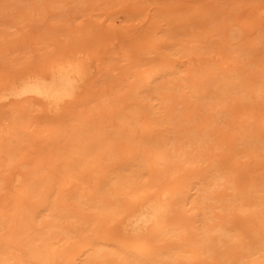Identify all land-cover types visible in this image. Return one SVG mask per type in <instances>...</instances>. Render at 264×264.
<instances>
[{
    "label": "rangeland",
    "instance_id": "obj_1",
    "mask_svg": "<svg viewBox=\"0 0 264 264\" xmlns=\"http://www.w3.org/2000/svg\"><path fill=\"white\" fill-rule=\"evenodd\" d=\"M263 14L264 0H0V88L7 86L14 78L16 79L28 72H45L55 60L71 57L75 52L80 53L81 57H88L92 63L86 77L87 81L81 88L80 94L74 98V102L65 100L60 105L58 112L53 113L47 109L46 103L29 96L11 98L0 102V135H2L0 139L3 138L2 141H10L12 144L19 141L18 146L22 149H24V145L28 146L26 150L20 151L19 161H27L28 158L40 154L39 156L41 158L43 156L42 159L45 164H42L43 167L54 172L52 177L60 176L62 169H68L71 176L70 180L73 183L68 192L62 193L61 189H65V186L58 184L45 194L49 200L48 205L55 207L52 210H56L59 214V218L55 220L50 214L41 215V211L43 210L44 213L45 209L40 203L42 200L40 195H29L23 205L25 210L33 209L32 229L26 231L28 234L24 238H16L15 240H12L10 235H14L13 222L7 218L16 217L14 216L15 212L8 209L10 205L15 203L13 199L16 198V192L9 191L1 194L0 191V245L13 241L14 246L11 251L17 255H22L25 253L26 240L30 235L43 236L44 231L49 229L47 224L49 221H53L58 222L62 227L65 226V230L69 228L72 230H69L68 234L66 233L65 239H60L56 243V245L63 244L67 247L66 258L64 260L59 259L56 264H151L152 262L149 263V261L156 257L161 259L158 264H264V252L258 250L253 254H247L254 241L243 231L237 237V245H233L231 237L221 236V238L223 237L221 241L216 239L201 241V248H199V242H188L191 241L193 233L187 225L175 236H167V234L161 236L159 234L154 237H147L144 242L136 241L131 234L121 228V221L126 210L134 206L139 198L149 195L159 188L174 190L180 187L184 188L183 185H186L184 172L185 169H188L186 167L188 164L185 163L181 166L182 163H180L181 165L178 167V164L171 162L169 165L173 166L174 164L178 170L173 166L176 170L163 172L161 167L157 166L156 160L150 158L156 150L152 146L159 142L162 136H164L165 141H168V135L174 136L172 144L174 142L176 146H179L183 141L182 133L184 132L185 136H188L190 133L189 122L186 120L189 117H185L188 114L193 116L195 109L193 110L192 106L196 107V104L193 105L191 102L192 104L189 103L187 106L185 100L182 99L185 98L184 91H190L194 87H189L192 84L186 83L185 75L193 78L192 80L197 78L196 71L187 70L198 61L203 66H207L210 61L215 64L217 62L214 56L216 52L221 53L222 58L226 59L227 67H231L227 72H238L240 84L246 85L244 87L248 90L241 97L240 95L237 97L239 92L223 93V98L226 99L227 96L229 99L226 100L227 104L232 102V105L226 106V103H223L222 106L219 104L220 107L213 105V112L210 110L211 107L207 110L205 108L209 107L210 103L201 105V107L197 106L200 110H196L193 119L201 123L205 120L204 116L215 115V109H222L221 114L217 112L215 115L216 118L222 115L221 120L219 123L217 122V125L213 126L212 124L210 127L214 130L216 128L221 130L222 138L211 141L218 147L212 150L208 149L206 153L211 151V154L206 157L207 154L205 153L204 156L209 162L213 158L221 157L232 163V159L236 158L237 152L235 151H241L242 156L244 155L242 152H244L247 156L242 157L237 154L240 157L237 156V160H233L235 161L234 166L232 164L231 166L241 170L240 179L238 180L239 177L237 176L238 178L235 180L246 182V190H240L243 193L246 191L248 200L251 197L252 199L249 201L246 199L245 202L241 199V203L244 205L240 208H244L241 210L234 208L240 202V195L236 194L238 192L235 193L238 200H230L232 197L234 198L230 194L232 187L229 186V188L225 184L227 189L221 190L229 192L230 196L221 195L223 191L220 192L219 189L224 186L222 184L224 179H220V188L218 189H215L218 181L211 180V186L214 187L208 189H211V192L215 189L216 195L214 192L213 195L217 196L218 193V196L226 198L222 200L223 203L222 201H214L216 199L211 201L212 193L208 191L210 195L207 196L206 194L205 196L208 198L201 202L203 204L208 202L209 204L206 207V204L204 206L199 202L197 205L204 212L196 217L198 219L203 215L205 217L206 211L210 216L214 212L224 214V211L228 210V214L225 212L223 217L227 219L229 224L224 225L232 224L234 228L241 227L243 224H241L240 219L252 216V212L255 213L254 196H251L255 192L257 195L261 192L259 197L262 198H257L260 202L256 204L260 203L261 207L264 208V194L262 195L264 193V175L260 174L264 167V90L262 89L261 93L256 91L258 86H264ZM188 58L193 59V64L190 66L186 64ZM170 64L171 67H169ZM113 67L116 69L112 70ZM155 67L154 72L149 71ZM100 82L102 85H99ZM184 83L186 84L184 85ZM103 85H107L108 88H101ZM142 91H145L143 95L148 98L152 96V99L146 103L144 108L135 113L137 118L127 121L116 119L118 114L129 112L127 110L128 103L136 101L133 98L140 97L139 94ZM187 96L188 101L189 99L193 101L191 96ZM151 106L154 112L149 111ZM225 106L227 108L237 107L234 108L237 109L238 113L223 115L228 112L223 110L226 108ZM185 107L189 108L185 109ZM168 109L174 111L175 115H172L168 123H161L164 117L163 112H167ZM236 111L234 112L236 113ZM108 118H114L111 119L113 127L122 124L125 129L122 136L112 141L114 143L112 145L114 147L113 153L105 155L103 152L107 150L108 143L104 145L105 142L98 141V138L93 134L96 132L95 127L102 123V120ZM243 119L245 123L242 122ZM83 120L85 122H80ZM239 121L240 124L247 126L246 129L251 134L250 146L253 145V147L250 154L248 151L251 148H249L247 139L244 140L245 137L242 138L243 140L237 138V131H242L237 124ZM232 122H235L234 127L229 130L228 125H232ZM164 127H167V130H164ZM64 129L68 130L67 135L64 133L65 131L62 132ZM246 129L245 131H247ZM253 129H256L255 133ZM11 130H13L12 133ZM74 130L80 131L77 133ZM85 130L89 131L85 132ZM91 131L92 133H90ZM258 132L261 134L258 135ZM60 133L64 134L61 135ZM77 134L79 135L77 144L81 148L83 147L82 149L88 150L85 145L90 146V149L91 147L96 148V152H93L92 149L88 150L87 153L85 152L87 155L90 151L94 153L93 155L90 153L87 157L90 162L85 159L81 163L83 157L81 153H79L81 156L77 154L78 159L69 157L73 154L70 153L67 145L70 141L75 140ZM81 134L82 136H80ZM89 134L92 135V139H90ZM53 135L54 137H51ZM256 138H260L259 147L255 146L258 143ZM87 139L90 140V144ZM232 139L234 141H231ZM91 143H95V145L92 146ZM98 143L102 145H98ZM99 146L100 148L97 150ZM221 146H223V150ZM82 149H79V152H83ZM206 149L200 147L192 149L189 146L185 148L189 152L188 155L198 154ZM260 150H262V154ZM27 152L31 154L27 156ZM87 155H84V158ZM229 155L230 157L234 155V158L231 159ZM212 156L214 157L211 158ZM145 157L149 158L144 160ZM172 157L175 156L172 155ZM205 159L195 158L190 169L199 172V168L202 166L204 168L206 165L203 162ZM91 160L95 162V165L92 164ZM247 160L249 162H246ZM30 161L32 162L30 163ZM65 161H72V164L67 165ZM33 162V159H29L28 164H25L27 169L29 167V173ZM219 162L222 165L224 160H222L223 163ZM239 162L241 165L246 162V165L243 164L240 168ZM3 163L5 166H0V174L7 171L6 161ZM213 163L216 164L215 161ZM226 163L228 164V162ZM227 164L224 163L225 167L228 166ZM207 165L208 168L205 170L201 168V172L211 168L208 163ZM260 166H262L261 169L259 168L260 170L256 169ZM18 168L19 171L25 169H22V166ZM237 171L235 170L233 173ZM195 172L191 176L190 180L192 181L201 176H199L200 173ZM113 176L121 177L115 184L107 182ZM192 181L187 186H191L194 183ZM199 183H197V188L200 187ZM250 183H252V187H257V190L249 195ZM194 184L192 188L196 186ZM219 185L217 184V186ZM242 186L243 184L239 187L242 188ZM252 187L250 192L253 190ZM233 188L235 189V187ZM78 196L88 197V200L82 203L78 202ZM244 196L241 197L244 199ZM221 204H226L227 208L220 207ZM203 206L204 209L201 208ZM170 214L173 217L183 219V214L180 215L179 210ZM228 217L231 220H228ZM205 220L211 222L207 218ZM184 221L186 222L185 219ZM221 222L226 221L222 220ZM59 232L57 237L63 236L65 233L61 232L60 229ZM181 234L184 237H180ZM178 243H191L188 245L190 250L176 257L162 260V256L158 253L166 249L172 250L173 246H177ZM203 244L204 246L209 244L211 248L204 250L206 247ZM162 245H166V247L161 248ZM193 250L197 255L189 257ZM22 258L21 260L17 258L0 260V264H30L31 258L26 257V255Z\"/></svg>",
    "mask_w": 264,
    "mask_h": 264
},
{
    "label": "bare ground",
    "instance_id": "obj_2",
    "mask_svg": "<svg viewBox=\"0 0 264 264\" xmlns=\"http://www.w3.org/2000/svg\"><path fill=\"white\" fill-rule=\"evenodd\" d=\"M262 10H261V12H262ZM261 12H259V13H261ZM261 17H263V16H261ZM232 33H234V32H232ZM79 51H82V50H79ZM79 54L80 53L75 52L74 55L71 57H63L61 59L55 60L47 68V70L45 72H34V73L28 72L26 74H23V75L17 77L16 79L14 78V80L9 82V84L7 86L0 88V102L2 103V101H6V100H9L11 98H20V97H28L29 96V97H34L36 99H39V100L43 101L44 103H46L48 105L47 109L51 110L53 113L58 112L60 110V105L65 100H72V102H74V98L80 94L81 88H83L84 84L87 81L86 77L89 74V68L91 67L92 63L88 59V57H81V55H79ZM214 56H215V59L217 62L215 61L216 63L214 64L213 61H210V62H208L207 66H203L201 64V62H199V61L196 64H193L192 63L193 59H191V58H188V61L186 62V64L189 66L191 64L194 65L193 67L189 68L187 71L191 70V71L197 72V78H195L194 80H192L193 78L185 75L186 83L189 85L192 84V86L190 85L189 87L194 86L193 88H191L190 91L189 90L184 91L183 89H184V85L186 83H184V85L182 84L183 85L182 90L184 91L185 95L183 93L182 94L184 95L185 98H182V97L181 98L183 100H185L187 106L191 102L193 103V105H194V103L196 104V107L192 106L193 110L195 109L193 116L196 114V110L199 109V108H197V106L201 107V105L203 106L205 104L207 105L210 103L209 107L204 106L206 108V110H207V108H210V107H211L210 110L214 109V108H212L213 105L220 107L219 104H221V106H222L223 103H226V106H227L228 104H227L226 100H229V99L227 98L226 95H225L226 99H224L225 97L223 98V93L229 94L230 91H233V93L239 92V94H237V97L239 95L241 97L243 95V93L248 90L244 87L246 85L240 84L241 82H240V78H238L239 77L238 72H235V71H232V73L227 72L229 69H231V67H227L226 59L222 58L221 53L216 52L214 54ZM169 67H171V64L169 65ZM111 69L114 70V69H116V67H113ZM155 69H156V67L151 68V70H149V71L154 72ZM217 70H219V72H217ZM168 73H170V72H168ZM92 74H91V76H92ZM105 74H107V73H105ZM103 83H105V82H103ZM99 85H102L101 82ZM103 87L108 88L107 85L106 86L103 85L101 88H103ZM186 87H187V85H186ZM262 89L264 90L263 85L258 86L256 91L258 93H261ZM144 92L142 91L139 94L141 98L139 96H137V97L133 98V100H136V101H132L131 103L130 102L128 103V105H127V107H128L127 110H129L128 113H126V114L120 113L115 118L116 119H118V118L122 119L123 121H127L130 119H133V120L136 119L137 117H136L135 113L138 112L139 110H141L142 108H144L146 103L150 102V100L152 99L151 98L152 96L148 98L147 96L143 95ZM187 95L191 96L190 98L193 99V101L190 99L188 101ZM234 95L236 96V94H234ZM255 96H257V95H255ZM242 98H245V97H242ZM206 102H208V103H206ZM1 103H0V105H1ZM231 103L228 106L232 105ZM263 103H264V101H263ZM255 105H257V104H255ZM234 107L235 106H233L231 108L226 107L225 109H223V110L228 111L227 113L224 111L225 114H223V115H227V114H231V113L233 115L237 114L238 113L236 111L237 109H235L237 107H235V108ZM187 108H189V107H185V109H187ZM217 110L215 109L216 114H217V112L220 113L222 111V109H219V108H217ZM149 111L154 112V110L152 109V106L149 109ZM234 111H236V113ZM212 112H213V110H212ZM253 112H255V111H253ZM174 113L175 112L170 110V109H168L167 112H163L164 121L162 119L161 123H166V122L168 123L169 120L172 118V115L173 116L175 115ZM207 113H209V112L207 111ZM215 115L208 114V115L204 116L205 120H203L201 123H198V121H195L193 119V116L191 114L190 115L188 114L185 118L189 117V118H187L186 121L189 122L190 133L188 134L187 137L185 136L184 132L182 133L183 141H182V143L179 144V146H176L174 144V142L172 144V140H173L174 136H170V135H168V141H165L164 136H162L161 139L159 140V142H156V144L152 146L156 150L154 151L155 153H153L151 155V157L150 156L149 157L156 160L157 166L161 167L163 172H170L171 170H176L181 165L180 163H182L181 166H183L185 163L189 165V166L188 165L186 166L188 169H185V172H184V176L186 179V181H185L186 185L185 184L183 185L184 188L180 187L181 189L176 188L174 190L167 189L164 187L159 188L158 190L154 191L153 193L139 198L134 206H132L126 210L124 217H123V220L121 221V228H123L125 230V232L131 234L132 238L135 239L136 241L144 242V240L147 237H154V236H157L159 234H161V236L164 234L165 235L167 234V236H175V235H177V233L180 230H183L184 228L189 226L190 231L193 233V237H192L191 241H188V242H199L198 243L199 248H201L200 242L203 240L205 241L208 239H213V240L216 239L217 241H221V240H223V237H226V238L231 237L233 245H237V241H236L237 237L241 234V231H243L247 236H249V238H251L254 241V244L251 247H249L247 254L248 255L253 254V253L257 252L258 250L264 252V208L261 207L260 203L256 204V203L260 202L257 200V198L261 199L262 197L261 196L259 197V195H261V192L258 195L256 192L254 194L252 193L253 191L257 190L256 189L257 187H254V186L252 187V185H251L252 183H250V186L248 188L249 189L248 193H249V195H250V193H252L251 196H254V197H255V195H257V197H255V198L253 197V199L255 201V206H256L255 211H254L255 213L252 212V216H250V217L248 216L247 218H241L240 221H241V224H243L241 227L234 228V226L232 224L227 225V226L224 225V224H229V223H227V219L225 217H223L225 215V212L228 214V212H229L228 210H227L228 212L224 211V214L223 213L219 214V213L214 212L210 216L207 214L208 211H206L205 217H204V215H203V217H201L199 219H198V217H196L197 215L202 214V212H204L203 210L199 209V205H197V204L201 201H204V199L206 200L208 198L207 196L210 195L208 193V191L211 192V189L209 190L208 188H212L213 185L211 186V183L214 180L218 181L215 185V189H218V188H220V185H219L220 179H224V181L222 182V184L224 186L222 184H221V186H223L225 188L222 187L219 189V191L220 192L223 191V192H221V195H225V196L226 195L230 196V194H231V196L233 195L234 198L232 197L230 199L228 197L230 200H232V199H234L233 201H235V199L238 200V196H237V198L235 197L236 192H238L236 194L240 195V197L241 196L243 197V195H245L244 199L242 197L241 198L239 197L240 202H238V204L234 203L235 205L236 204L238 205V206H234V208L241 210L242 208H244V207L240 208V206L244 205L241 203V199L244 200V202L248 200V198L246 197V194H245L246 191H244V193L242 191V190H246V188H247L246 182L244 183L243 181H238L241 177L240 176L241 170L236 169V167L233 168L234 162H235L233 160H237V156L241 155V151H235L238 154V155L236 154V158H234V155H233V157L232 156L230 157V155H229V157L231 159L234 158V159H232V163H230L229 160H227V159H224V158L222 159L221 157H220L221 159L220 158L215 159V158H213L215 155L211 157V158H213L211 162H209L205 159L204 155L207 154L206 151L208 149L212 150V149H215L216 147H218V146L214 145L213 142H211V141H215L216 139L222 138L221 137L222 133H220L221 130H217V128L215 130L210 128L212 124H213V126L217 125L219 123V121L221 120L222 115H220V117L217 116V118ZM240 115H241V113H240ZM249 116L251 117V115H249ZM111 119H114V118H111ZM111 119L110 118L104 119V120H102V123L98 122L99 125L95 127L96 132H94V134H93L98 138V141L101 140V142H105L104 145H106L108 143L107 150H104V152H103L105 155H110L113 153L114 147L112 145H114V143H112V141L116 140L117 138L122 136V132L125 129L124 127H122V124H119V125L113 127V121ZM206 120H207V122H206ZM118 121H120V120H118ZM80 122H85V121L83 120ZM91 122H92V120H91ZM242 122H244V119L242 120ZM81 124H78V125L80 126ZM96 124H97V122H96ZM231 124L232 125H228L230 127L229 130L234 127L233 124H235V122H232ZM237 124H239V129H242V131H239V130L237 131V133H236L238 135L237 138L241 140L242 138L245 137L244 140L247 139V141L249 142V148H251L250 151H248V153L250 154V152L252 153L251 150L253 147V145L250 146V144H251L250 142H252V141H250V140H252V139H250L251 134L246 129L247 126H245L244 124H240V121L237 122ZM90 125H88V126H90ZM76 128H78V127L76 126ZM86 128H87V126H86ZM86 128H81V129L84 130ZM69 129H71V128H69ZM245 129L247 131H245ZM164 130H167V127H164ZM253 130L255 133L256 129H253ZM261 130H262V128H261ZM263 130H264V128H263ZM12 131L13 130H11L10 132L12 133ZM57 131L56 132L54 131V133H57ZM70 131H72V130H70ZM79 131H75V132L78 133ZM87 131H89V130H87ZM87 131L85 130V132H87ZM62 132L69 133L67 129L66 130L64 129ZM260 132H258L257 134L259 135ZM64 133H62V134H64ZM67 133H66V135H67ZM90 133H92V131ZM248 133H249L250 137H249ZM75 135H76V133H75ZM89 135H90V137L92 136L91 134H89ZM258 135H257V137H258ZM0 136H2V135H0ZM9 136H8V139H9ZM13 136L15 137V135H13ZM13 136H11V137H13ZM78 136L79 135L77 134L75 140L69 142L71 144H69L67 142L68 143L67 148L70 151V153L73 154V155H70L69 157L70 158L76 157L78 159L77 156L78 155L81 156V154H83L82 158L79 157V158H81V161H82L81 163H83L85 161V159L87 162H90V160L88 161L87 157H89L90 153L93 155L94 153H92V151L96 152V150H95L96 148L91 147L92 151L89 152V155L85 154V152L87 153L88 150H91L90 146L88 147L85 145V147L88 149L87 151H85V149H82L83 147L81 148L80 145L78 146V144H77ZM80 136H82V134ZM253 136H255V135H253ZM51 137H54V135ZM79 138H81V137H79ZM234 138H236V137H234ZM260 138L262 139V136H260ZM2 139H0V166L1 165L5 166L3 161H6V170L7 171L4 174H0V191H1V194L8 193L9 191H15L16 192V198L13 199L15 201V203L13 205H10L9 208L6 207V208L14 211L16 214V215L14 214V216H16V217L7 218L8 220L13 222L12 230L14 232V235L13 234H10V235H11L12 240H15L16 238H19V239L24 238L28 234V233H26V231H28L29 229H32L31 218H32V210L33 209L31 210V208H29L30 211L28 209L25 210V207L23 205L24 201L26 200V198H28L29 195L30 196L31 195L32 196L33 195H37V196L40 195L42 197V200L40 201V203H41V205H43V208L45 209L44 213H43V210L41 211V215L50 214L52 216V218L55 220V219L59 218L58 217L59 214L56 212V210H52V209H55V207H51L50 205H48L49 200H47V198L45 197V194L47 192H49V190L51 188L54 189V186L58 185V184H59V186L60 185L65 186L64 187L65 189H63L61 187L62 193L68 192V191H70V187L73 185V183L70 180L71 176H70V172L68 171V169H62L61 170L62 175H60V176L55 175L52 177L54 172L52 170H49V168L43 167V165H42V164H44L43 159H42L43 156L41 158L39 156L40 154H37L38 156L36 155L35 156L36 158L35 157L28 158V160L33 159V161H34L32 163V166H30L31 169H30V173H29V167L27 169V166H25L26 163L28 164V160L27 161L26 160L19 161L20 151L26 150V148L28 146L24 145L25 147H23L24 149H22V147L18 146L19 141L15 142V144H12V142L7 141V140H5L7 142H4V141H2ZM18 139H19V137H18ZM90 139H92V137ZM259 139H257V142H258L257 145L255 144V146H257V147H259V141H260ZM89 141L90 140L87 139L88 143H89ZM96 141H97V139H96ZM96 141H95V143H96ZM231 141H234V140L232 139ZM85 143H86V140H85ZM95 143H93V144L91 143L92 146L95 145ZM241 143H242V141H241ZM100 144L98 143V145H100ZM167 144H169L168 147H167ZM243 144H242V146H243ZM188 146L191 147L192 149H196L197 147L207 148V149L199 152L198 154L188 155L189 152L185 150V148H188ZM102 147H101V149H102ZM221 147L223 150V146H221ZM99 148H100V146L97 148V150ZM164 148H165V150H164ZM245 148L247 150V145L245 146ZM79 149H82L83 152H81V151L79 152ZM233 150H231V151L233 152ZM256 150H257V148H256ZM262 150H260L261 154L263 153ZM167 151H169V152H167ZM210 152L206 155V157H208V155L211 154ZM232 152H230V153H232ZM79 153H81V154H79ZM242 153L245 156H247L244 152H242ZM253 153H255V152H253ZM21 154H23V153H21ZM30 154H31L30 152H27V156H29ZM212 154H214V153H212ZM216 154H218V153H216ZM84 155H87L86 158H84ZM169 155H171V156L174 155L175 157L174 158L173 157L171 158V156L168 157ZM244 155L243 156L241 155V156L244 157ZM260 156H262V155H260ZM149 157H147V158L145 157L144 160L148 159ZM238 157H240V156H238ZM195 158H197V159L204 158L205 159V161H203L204 165L205 164L207 165V163H208L211 168L204 171L206 168H208V165L207 166L205 165L204 168H202L203 166L199 168V172H195L193 169H192L193 170L192 171L190 169V167H192L191 164L195 160ZM211 158H209V160H211ZM254 158L255 157L253 155V159ZM238 159H240V158H238ZM222 160H224L225 164H227L226 162H228V164H227L228 166L225 167ZM72 161H65V162L67 163V165H70V163L72 164ZM91 161L93 162V160H91ZM213 161H215L216 164H214V163L212 164ZM219 161H221L223 164L221 165V163ZM240 161H241V159H240ZM31 162L32 161H30V163ZM171 162L178 164V167L173 164V166H175L174 168H176V169H174L172 165H169ZM200 162L202 163V160ZM246 162H249V160H247ZM246 162L242 163V165H241V162H239L241 165L240 168H242L243 164H245ZM94 163L95 162H93L92 164L95 165ZM218 163H219V165H218ZM229 163H230V165H229ZM231 164L233 166H231ZM262 164H260V165H262ZM46 165H47V163H46ZM254 165H257V164H254ZM19 166H22V169L25 168L24 170H22L23 172L19 171V168H18ZM169 166H171V167H169ZM261 167L262 166H260L258 168L256 167V169H259V168L261 169ZM201 168L204 169L203 172L205 175L203 174V172H201V170H202ZM247 168H249V167H247ZM25 170H27L28 172ZM189 170H190V172H189ZM233 170L234 171L239 170L240 172L237 171L236 172L237 174H236V173H233L234 172ZM252 170H253V168H252ZM24 171H25V173H24ZM196 171H197V168H196ZM208 171L209 172L212 171V172L209 173ZM194 172L198 173V174L200 173L199 176L203 175L202 177L200 176L198 179H196V178L193 179L195 184L193 183L192 180H190L191 176L194 175ZM252 172H254V171H252ZM259 172H258V174H259ZM263 172H264V167H263ZM263 172L261 171L260 174L264 175ZM238 173H240V174H238ZM242 174H244V173H242ZM120 177L119 176L118 177L113 176L112 178L108 179L107 182L115 184L116 182H118L120 180ZM210 177H212V178H210ZM235 178H238V180H235ZM216 179H219V180H216ZM191 181L194 185H196L195 186L196 188L195 187L192 188L193 184H191V186L190 185L187 186L189 183H191ZM199 181H200V183H199ZM225 181H227L229 184L226 183ZM236 181H238V182H236ZM197 183L200 184L199 188H197ZM217 184L219 186H217ZM225 184H227L228 187L229 186L232 187L231 188L232 191H230L231 192L230 194H229V192L227 193V191H225V190H221V189H227V186ZM239 184L240 185L243 184L242 188L239 187L240 186ZM237 185H239V186H237ZM233 187H235L236 191H234L235 189ZM251 187L253 190L250 192ZM240 189H242V190H240ZM262 189H263V186H262ZM214 190H213V192H214ZM213 192H211L212 197L210 196L211 201L216 199L214 201H216V202L220 201L221 202L222 200H224L226 198L224 196H218L219 195L218 193H217V196H215L216 193L214 192L215 195H213ZM240 192H242V193L240 194ZM180 193H182V194L179 195ZM206 194H207V196H205ZM263 194L264 193H262V195ZM77 198H78V202H81V203L88 200L87 199L88 197L82 198V197L78 196ZM263 198H264V196H263ZM251 199H252V197H251ZM251 199H249V200H251ZM263 202H264V200H263ZM222 203H223V201H222ZM239 203H240V205H239ZM204 204H206V207H207V205L209 203L204 202ZM261 204L263 206V203H261ZM204 206L201 208L204 209L205 208ZM216 206H219V205L216 204ZM222 206L227 208L226 204H221L220 207H222ZM224 207H222V208H224ZM214 208H215V206H214ZM228 209H229V207H228ZM231 209H232V207H231ZM175 210H179L180 215L183 214V219L171 216L170 213L175 211ZM5 211H6V209H5ZM187 212H189V213H187ZM205 218H207L211 222L205 220ZM184 219L186 220V222L184 221ZM220 220L221 221L224 220L226 222H221ZM228 220H231V219L229 218ZM201 225H202V227H201ZM47 227L49 229L45 230L44 231L45 234L41 237H38L37 234H33L32 236L30 235V237L26 240L27 246L25 249V253L22 255H17L16 253H13L11 251L13 246H14L13 241L1 244L0 247H2V248L0 249V260H7L8 258H17L18 260H21V259H23L22 257L24 255H26V257L31 258L30 264H56L59 259L64 260L67 256L66 255L67 247L63 244L56 245V243L58 242V240L65 239L67 237V234L69 233L68 231L70 230V228L68 230H65V226L62 227L60 224H58V222H53V221H49V224H47ZM59 229L61 232H65V233L63 236L57 237L58 234H60ZM70 231H72V230H70ZM211 233H213V234L211 235ZM195 235H197V236H195ZM221 236H223V237L221 238ZM56 237H57V239H56ZM180 237H184L183 234H181ZM35 241H38V242H35ZM227 241H229V240H227ZM54 245H56V246H54ZM188 245H191V243H189V244L178 243L177 246H173L172 250H167V249L162 250V251H160V253H158V255L162 256V260H165L169 257L173 258V256L176 257V256H178L184 252H188L190 250ZM203 246H204V244H203ZM163 247H166V245L161 246V248H163ZM204 247H206L204 250H209L211 248V246L209 244H207V246L205 245ZM11 252H12V254L10 256H8L9 253H11ZM196 255H197V253L195 252V250H193L192 254H190L189 257H193ZM242 255H244V254H242ZM152 260L149 261V263L152 262L151 264H158L161 262V259L159 257H156Z\"/></svg>",
    "mask_w": 264,
    "mask_h": 264
}]
</instances>
